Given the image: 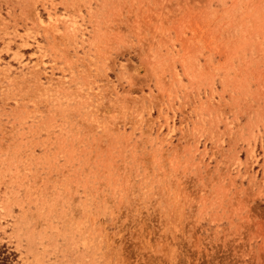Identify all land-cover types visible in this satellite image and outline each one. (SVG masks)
Segmentation results:
<instances>
[{"label":"rangeland","instance_id":"374dc122","mask_svg":"<svg viewBox=\"0 0 264 264\" xmlns=\"http://www.w3.org/2000/svg\"><path fill=\"white\" fill-rule=\"evenodd\" d=\"M11 264H264V0H0Z\"/></svg>","mask_w":264,"mask_h":264},{"label":"trees","instance_id":"16d2710c","mask_svg":"<svg viewBox=\"0 0 264 264\" xmlns=\"http://www.w3.org/2000/svg\"><path fill=\"white\" fill-rule=\"evenodd\" d=\"M9 257H10V254L7 253V250L5 249V247L2 246L0 248V264H11V263H8L10 261Z\"/></svg>","mask_w":264,"mask_h":264}]
</instances>
